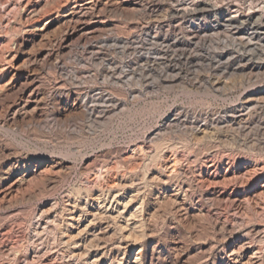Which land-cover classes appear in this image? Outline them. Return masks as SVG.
Segmentation results:
<instances>
[{
  "label": "rangeland",
  "instance_id": "1",
  "mask_svg": "<svg viewBox=\"0 0 264 264\" xmlns=\"http://www.w3.org/2000/svg\"><path fill=\"white\" fill-rule=\"evenodd\" d=\"M89 1L0 0V247L18 251L0 252V264L59 262L62 221L78 188L95 176L110 186L118 175L143 184L139 158L150 162L160 143L176 145L188 181L208 182L186 193L187 217L146 192L154 234L131 240L129 255L141 251L140 264H246L255 252L264 264L263 1L212 0L217 14L194 23L220 25L219 35L196 44L181 12L209 0H114L94 13V42L53 49L61 19ZM38 47L51 54L43 66L27 60ZM31 92L38 99L13 117L8 106ZM138 146L146 153L130 163ZM161 188L154 184L156 196ZM212 204L214 215L202 217Z\"/></svg>",
  "mask_w": 264,
  "mask_h": 264
},
{
  "label": "bare ground",
  "instance_id": "2",
  "mask_svg": "<svg viewBox=\"0 0 264 264\" xmlns=\"http://www.w3.org/2000/svg\"><path fill=\"white\" fill-rule=\"evenodd\" d=\"M99 1H97V0L92 1L91 0V1H89V3H87L85 5L73 7V9H71V11L67 15L65 14L64 17L62 16L63 18L61 19V22H60L58 35L55 36L54 40L52 38L53 41L52 40L48 41L49 45L52 44V47L55 50L58 49L60 51H67L70 49L72 50L74 46H77L81 43L88 44V43L94 42L93 40L96 38L95 35L99 31L101 32V27H95L93 25V24H95L93 21L96 19L93 17L94 13L97 12L98 14H102V13L104 14V12L107 11V8L110 4H111V6L115 4L114 0H105L106 1L105 3H100ZM244 1H253V0H244ZM262 1L264 3V0H262ZM211 2H212V0H209L206 3L202 2V3H200V5H195V7L193 9L186 8V10L181 12V13H183V15H189L192 19L190 26L187 28H189L190 36H192L193 42L197 41L196 44H199L201 42L204 43L206 40H209V39H207V37H209L210 32H212L211 33L212 35H210V36H215L216 34L219 35L218 33L221 29L220 25H216L211 29L207 27L208 29H206V28H202L200 26V24L197 25L194 23L195 21H198L200 17H203V16L207 15L208 13H216V11H219V9L217 8L218 6H216V5L213 6ZM114 6H112V7H114ZM115 9H117V8H115ZM37 12L38 11H36V13ZM263 15H264V13L261 14L258 17V19L263 20L262 19V18H264ZM239 21L240 20H237V22H239ZM101 22H96V23L98 24ZM103 22H105V21H103ZM233 22L234 21H231V20L229 22L227 21L228 24L225 26L226 27L227 26L232 27ZM244 23H245L244 21L240 22L241 25H243ZM223 24H225V23H223ZM236 30H237V32L234 34L243 35V33L241 32L242 30H239L238 28ZM256 33H257V31H256ZM44 36H45V34H44ZM44 36L42 35L41 38H44ZM113 39H114V42H123L124 41L120 37H114ZM43 40H41V41H43ZM126 40H128V39H126ZM165 41H166V39H165ZM165 41H163V42L165 43ZM166 42L168 43V41H166ZM39 43H40V41H39ZM182 43L183 42L181 40H175V42L173 43V46L174 47H181ZM42 44H43V42H41V45ZM36 45H38V44H36ZM44 45H46V44H44ZM35 46H33V47H35ZM168 46H169V44H168ZM39 47H41V46H39ZM116 47H117V45H116ZM124 47H125V45H124ZM49 48H51V47H49ZM39 49L40 50H33L32 49L33 51L28 54L27 60L30 62V64L32 63L31 65H37V64L40 65L44 62L46 63V61L50 58V56H51L50 53L45 54V52L42 51L43 49L42 50H41V48H39ZM40 66H43V64ZM34 69H35V67H34ZM34 98H37L36 93L31 92L28 95L25 93V94H23V96H21L19 98V100L17 102L15 101L13 104L9 105L7 110H8V112H13V117H15L16 114H18L17 110L19 109L20 111H25L26 109H28L31 101ZM175 121H176V119H172V120H169L168 122H170V124H172V122H175ZM208 125H209V123H208ZM166 146L167 145L164 146L162 143L155 145L154 146L155 150L151 153L150 162L148 161L145 163L146 160H145V156L143 154L145 152V149L142 147H139V146H138L139 148L137 147L133 151V155L129 156L128 161H130V163H132V162L135 163V161H137V158H138L137 155L143 154L141 156V158H139L140 161H144V164L142 163L143 164V170H144L143 175H142L143 176V179H142L143 184H141V185H137L135 183L136 181L134 178H127L124 175L115 176L114 182H113L114 184L112 185V183H111V186L108 185V183L101 182V180H102L101 177H103V176H101V177L95 176V178L93 177L94 178L93 182H86L85 181L84 183L82 182L83 183L82 185L80 184L81 186L78 188V191L81 192L82 195L80 196L79 200H75V201L70 202V205H68V206H70V208L68 210L66 209L67 210L66 219H64L62 221L63 224L61 225V233L59 234L60 236H59L58 242H57V243H59L58 245L60 246L59 247L60 249L58 252H60L61 258H60L59 262H55L54 264H107V263L108 264H140L141 263V254H140L141 251L136 253L134 255V257L131 256V254L129 255V252H130V250H129L130 245L129 244L131 243L130 242L131 240L138 242V240H141L142 238H145V237L147 238V236H149V235L153 236V234H154V233L151 234L152 230L149 227V224H150L149 220L151 218L150 219L147 218L151 215L150 214L151 209L146 207V205H145L146 201H147L146 200L147 199L146 192H148V194H151L152 196H155V198H154L155 204L154 205L163 204V205H166L168 207L173 206L174 208L171 207V211H172V208L173 209L176 208L180 211L181 210L184 211L186 217L188 215H190V211L188 210V208L187 209L185 208V204H184L186 193L189 192V190L191 188L203 187L205 185V182L207 183L208 181H205L202 178V176H199L200 179L197 178L198 179L197 185L194 184L195 182H193V181H190V180L188 181L187 176H186L187 175L186 174L187 173L186 167H183V165H180V163H181V161H179L180 157L178 158L179 159L178 160L177 157L174 156V154L172 153V152H175L173 150H174V148H176L175 147L176 145L175 146L170 145L171 147L170 146L166 147ZM173 146H174V148H173ZM175 153H177V152H175ZM149 156H150V154H149ZM164 162H166V163H164ZM139 163H141V162H139ZM191 174H190V176L194 175V174L193 175H191ZM198 174H202V173H198ZM23 176L21 179L19 178L20 180H18V182L24 183V181L26 179ZM107 177H109V176H107ZM193 177L196 178L195 176H193ZM190 178H192V177H190ZM99 179H101V180H99ZM106 182H108V181H106ZM140 183H141V181H140ZM154 184H157V185L159 184L162 186L161 192L158 193L157 196L154 193ZM208 185H210V183ZM208 188H210V186ZM200 189H204V188H200ZM191 190H193V189H191ZM205 190H207V189H204V191ZM195 191H196V189H195ZM142 193H143V195H142ZM193 199L191 198V200H193ZM138 200L141 201L140 206L138 208L136 207V209H133L134 202L137 201V203H138ZM209 200H208V202H209ZM199 201L202 202V200H200V199H199ZM189 202H191V201H189ZM189 202H188V204H189ZM205 202H206V200H205ZM213 204L210 207H207V209H204V210L200 209L199 210L200 215H202V217H205V218L206 217L210 218L211 214H213L212 213L213 210L217 206L216 205L214 207V209H212ZM215 204H216V202H215ZM155 207L156 206H154V208ZM158 207H157V209H158ZM163 207H165V206H163ZM201 208H202V206H201ZM157 211L155 210L156 213H157ZM165 211L166 210L164 209V212ZM175 211H177V210H175ZM215 212H216V210H215ZM218 213L219 212H217L215 214L217 215ZM173 214H175V213H173ZM217 217H219V216H217ZM152 218H154V217H152ZM151 221H153V220L151 219ZM105 239L106 240L108 239V242L110 240H114L113 245L109 246L108 242ZM243 247L245 248L244 244H243ZM13 249L16 250V248H10L8 246L3 245L0 247V252L4 256L11 257L13 255L15 256ZM16 251H15V253H16ZM235 252H233V253L235 254ZM17 253H18V251H17ZM56 254H58V253H56ZM256 254L257 253L254 252V254L250 255L246 264H263V262H262L263 260L258 258ZM241 263H242V261H241ZM233 264H234V262H233Z\"/></svg>",
  "mask_w": 264,
  "mask_h": 264
}]
</instances>
